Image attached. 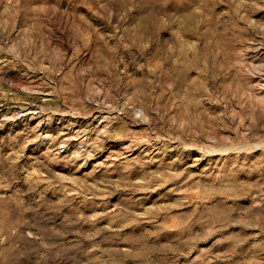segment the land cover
<instances>
[{
    "label": "rangeland",
    "instance_id": "rangeland-1",
    "mask_svg": "<svg viewBox=\"0 0 264 264\" xmlns=\"http://www.w3.org/2000/svg\"><path fill=\"white\" fill-rule=\"evenodd\" d=\"M0 264H264V0H0Z\"/></svg>",
    "mask_w": 264,
    "mask_h": 264
},
{
    "label": "bare ground",
    "instance_id": "bare-ground-1",
    "mask_svg": "<svg viewBox=\"0 0 264 264\" xmlns=\"http://www.w3.org/2000/svg\"><path fill=\"white\" fill-rule=\"evenodd\" d=\"M32 111V110H31Z\"/></svg>",
    "mask_w": 264,
    "mask_h": 264
}]
</instances>
